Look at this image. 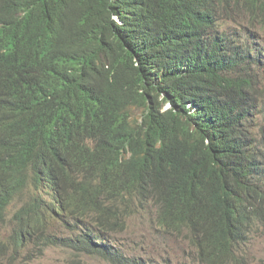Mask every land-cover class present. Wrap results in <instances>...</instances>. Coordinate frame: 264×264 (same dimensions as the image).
<instances>
[{
	"label": "trees",
	"instance_id": "16d2710c",
	"mask_svg": "<svg viewBox=\"0 0 264 264\" xmlns=\"http://www.w3.org/2000/svg\"><path fill=\"white\" fill-rule=\"evenodd\" d=\"M262 11L264 0H0V225L21 202L0 252L145 264L111 237L149 214L196 264L248 260L264 227V49L235 16Z\"/></svg>",
	"mask_w": 264,
	"mask_h": 264
},
{
	"label": "rangeland",
	"instance_id": "374dc122",
	"mask_svg": "<svg viewBox=\"0 0 264 264\" xmlns=\"http://www.w3.org/2000/svg\"><path fill=\"white\" fill-rule=\"evenodd\" d=\"M261 15V16H260ZM247 15L238 12L235 18L239 28L253 43L254 48L264 49V12ZM234 28V24L230 25ZM259 97L257 107L259 126H264V72L259 76ZM168 106L166 107V109ZM140 116L141 111L136 110ZM21 202L18 200L10 210L11 218ZM0 225V244L10 235L11 221ZM111 239L119 243L128 256L136 257L145 264H196V252L184 237L165 233L156 219L149 214L134 216L128 222V229L122 234H112ZM249 258L240 264H264V227L248 247ZM21 254L14 257V251L6 248L0 252V264H109L105 260L90 256H75L69 249L50 247L38 259L29 261Z\"/></svg>",
	"mask_w": 264,
	"mask_h": 264
},
{
	"label": "clouds",
	"instance_id": "9594fccd",
	"mask_svg": "<svg viewBox=\"0 0 264 264\" xmlns=\"http://www.w3.org/2000/svg\"><path fill=\"white\" fill-rule=\"evenodd\" d=\"M253 44V43H252ZM253 47H254V45H253ZM255 49H257V48H255Z\"/></svg>",
	"mask_w": 264,
	"mask_h": 264
}]
</instances>
